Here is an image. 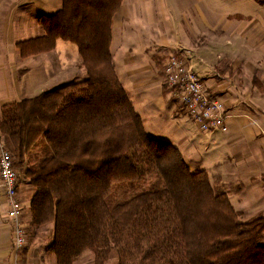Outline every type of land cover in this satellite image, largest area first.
Wrapping results in <instances>:
<instances>
[{
	"label": "trees",
	"instance_id": "1",
	"mask_svg": "<svg viewBox=\"0 0 264 264\" xmlns=\"http://www.w3.org/2000/svg\"><path fill=\"white\" fill-rule=\"evenodd\" d=\"M122 1L64 0L41 18L46 36L19 45L25 58L71 42L86 70L1 111L0 131L34 189L31 228H52L47 251L58 264L87 251L94 264H166L179 252L189 264H264V217L240 221L206 172L144 130L110 50Z\"/></svg>",
	"mask_w": 264,
	"mask_h": 264
},
{
	"label": "crops",
	"instance_id": "2",
	"mask_svg": "<svg viewBox=\"0 0 264 264\" xmlns=\"http://www.w3.org/2000/svg\"><path fill=\"white\" fill-rule=\"evenodd\" d=\"M239 1L251 11L231 7ZM63 6L64 0H0V117L6 105L37 97L77 74H84L78 80L85 77L79 48L71 42L59 39L53 50L25 58L19 49L44 38L41 18ZM110 50L117 78L146 133L175 146L192 171L206 172L214 190L242 216L264 214V5L256 0H123L112 21ZM170 54L191 58L195 72L224 101L226 131L202 133L181 114L162 74ZM20 187L23 222L35 240L15 251L0 178V264H58L47 251L52 228H31L34 189L29 185L28 195ZM94 260L87 251L75 264Z\"/></svg>",
	"mask_w": 264,
	"mask_h": 264
},
{
	"label": "built area",
	"instance_id": "3",
	"mask_svg": "<svg viewBox=\"0 0 264 264\" xmlns=\"http://www.w3.org/2000/svg\"><path fill=\"white\" fill-rule=\"evenodd\" d=\"M170 83L178 84L182 93H186V104L197 115L192 116L200 131H226L228 118L225 103L221 100H208L203 97L202 85L192 76L184 74L181 62L175 58L171 60L166 70ZM0 178L5 194L9 201L8 219L13 224V245L16 252H21L28 243V231L23 222L24 206L19 194V176L15 166V158L7 149L5 138L0 131Z\"/></svg>",
	"mask_w": 264,
	"mask_h": 264
},
{
	"label": "rangeland",
	"instance_id": "4",
	"mask_svg": "<svg viewBox=\"0 0 264 264\" xmlns=\"http://www.w3.org/2000/svg\"><path fill=\"white\" fill-rule=\"evenodd\" d=\"M231 7L232 8H235V9L242 10V11H246V12H247V10L251 11L250 8H249V6L248 7H245L240 1L239 2H232L231 3ZM180 55L181 54H170V55H168L165 58V60H164V66H163L164 70L162 71V74L164 76V82L167 85L166 86L167 91L170 94L172 93L171 97L177 99V102L179 104V108H180L181 114L183 116H186V117L194 120L192 114L193 115H197V113L199 112L198 107L196 106V110L197 111L193 112L194 110L192 108H190L189 105L186 104V98H188V96H186V93H182L181 92L180 86L178 84H173V83H170L169 82L168 74H167L166 70H167V66L169 65V63L171 62V60L173 58H175V59H177V60H179L181 62V65L184 68V74L187 75V77L192 76L193 78H195V79L198 80L199 84L202 85V88H203L202 94H203V97L204 98H207L210 101H212V100H221L222 102H224V101L220 97H218L215 94H213L210 91L209 87H207V85L205 84V81H203L200 78V76L195 72V68L191 66V58H188L189 61H186L185 59H182V57ZM83 75L82 74H79V75L77 74L75 77H72L71 82L72 81H75V80H77L79 78H81ZM67 83H69V82H67ZM225 106H226V104H225ZM226 110H227V114L229 115V110H228L227 106H226ZM228 118H229V116H228ZM228 118H227V120H228ZM227 120H226V129H227ZM194 124L198 127V125L195 122H194ZM201 132L202 133H206L204 131H201ZM214 132H218V131H212V132H208V133H214ZM5 144H6L7 149L13 154V156L15 158V154H14L13 147L11 146V143L9 142V140L7 138H5ZM16 162L17 161H16V158H15V166H16ZM22 167H24V166H21V167L16 166L17 171H18V176H19V187L22 186L23 190L26 191L28 195H30L31 194V188L29 187V185H27L29 183H28V181L24 177L25 176V172H26L25 171L26 170V167H24V168H22ZM216 193H218V192H216ZM261 217H264V214H262L261 216H256L254 218H247L246 216L244 217V216L241 215L240 216V221H242L244 223H248V222H250V221H252L254 219L261 218ZM33 238H35L33 236V232L30 229H28V238H27L28 239V243H27V246L24 248V250L26 248H28V244L30 242H32V241L35 240ZM30 239H31V241H30ZM88 252H90V251H88ZM166 264H189V262H188L186 253L185 252H179V253L174 254L166 262Z\"/></svg>",
	"mask_w": 264,
	"mask_h": 264
}]
</instances>
